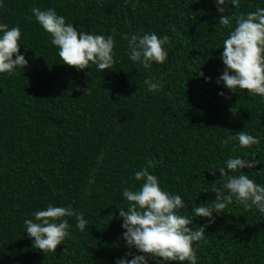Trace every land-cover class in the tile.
<instances>
[{
	"label": "trees",
	"instance_id": "obj_1",
	"mask_svg": "<svg viewBox=\"0 0 264 264\" xmlns=\"http://www.w3.org/2000/svg\"><path fill=\"white\" fill-rule=\"evenodd\" d=\"M33 7L54 8L80 31L111 34L112 69L64 64ZM257 7L264 0H240L225 13L214 0H0V22L20 28L19 51L29 61L13 75L0 74V264H115L128 251L121 191L139 187L134 171L153 157L158 163L149 171L183 197L184 215L212 203L211 189L222 181L207 168L229 156L255 153L260 163L243 171L264 184V99L216 82L229 33L220 16ZM137 30L169 37L165 62L145 69L129 59L121 33ZM153 77L163 83L156 93L144 84ZM238 131L259 135L260 144L223 143ZM50 202L71 204L88 224L81 232L68 218L71 235L55 252H43L23 221ZM213 216L204 241L193 245L197 264H264V214L233 201ZM208 219L193 217L192 226Z\"/></svg>",
	"mask_w": 264,
	"mask_h": 264
},
{
	"label": "clouds",
	"instance_id": "obj_2",
	"mask_svg": "<svg viewBox=\"0 0 264 264\" xmlns=\"http://www.w3.org/2000/svg\"><path fill=\"white\" fill-rule=\"evenodd\" d=\"M239 2L214 0L219 13H225L228 5L239 7ZM31 11L35 21L49 34L51 44L57 48L64 64L75 66L78 71L93 65L101 72L112 69L116 53L111 34L80 31L52 7L43 10L33 7ZM219 24L229 28V33L223 39V51L220 53L225 67L216 82H222L232 93L247 90L248 96L258 95L264 99V7L247 13L221 15ZM141 32L121 33L127 43L129 59L145 69L153 63L165 62L168 57L165 45L169 37L155 31ZM20 44V28L0 22V74L10 76L28 65L29 61L19 51ZM199 75L206 81L210 79L202 71ZM144 84L153 93L163 87L162 81L154 77L146 78ZM90 91L87 88L84 94ZM219 95L223 96V91ZM233 140L238 141L241 149H250L261 142L259 135L238 131L227 136L223 143ZM243 156H251L252 159L242 158V155L229 156L222 165L207 168L212 175L218 170L222 182L211 189L215 193L212 203L192 205L191 216L181 214L182 209L188 212L183 197L162 188L158 176L149 171L158 163L155 157L148 161L147 167L134 171L135 179L140 181L139 187L123 188L121 196L126 207H118V218L122 220L121 228L124 229L120 235L128 251L117 258L115 264H149V261H155V264H170L172 261L197 264L198 256L193 245L204 241L205 228L214 222V212L220 214L227 205L236 201L245 209L254 208L264 214V184L257 183L243 171L244 168H255L260 160L256 159L255 153ZM193 217L209 219L206 224L194 228ZM68 218L75 219L76 229L86 230L88 220L82 211L71 204L63 206L51 202L44 208H37L30 218L24 219L23 225L27 236L33 238V247L43 252H55L57 245L71 235L72 225Z\"/></svg>",
	"mask_w": 264,
	"mask_h": 264
}]
</instances>
